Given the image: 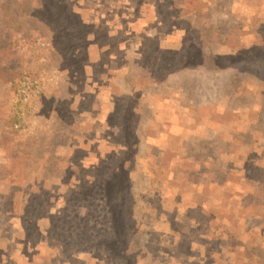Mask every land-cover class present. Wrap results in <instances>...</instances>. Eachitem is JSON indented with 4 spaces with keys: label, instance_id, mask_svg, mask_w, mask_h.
<instances>
[{
    "label": "rangeland",
    "instance_id": "rangeland-1",
    "mask_svg": "<svg viewBox=\"0 0 264 264\" xmlns=\"http://www.w3.org/2000/svg\"><path fill=\"white\" fill-rule=\"evenodd\" d=\"M198 1L201 49L262 42L264 0ZM181 5L0 0V264H131L108 205L122 159L138 264H264V60L138 77L149 42H181Z\"/></svg>",
    "mask_w": 264,
    "mask_h": 264
},
{
    "label": "trees",
    "instance_id": "trees-1",
    "mask_svg": "<svg viewBox=\"0 0 264 264\" xmlns=\"http://www.w3.org/2000/svg\"><path fill=\"white\" fill-rule=\"evenodd\" d=\"M175 2L177 5L182 3L184 6L186 5L188 8H191V10H189L187 14L184 13V17L175 24L184 30L182 40L177 47L171 50L161 48L156 40L149 42L147 44L148 48L144 51L139 61L140 67L138 68V77L150 78L149 84H153L166 81L174 72H180L190 64H198L200 66L208 65L209 69L218 71L227 68V65L236 61L264 60V28L260 30L262 42H251L248 45H238L233 52L213 56L206 50L198 47L192 41L195 37L194 33L198 25L201 23L203 24L207 19L210 21L212 17V14H210L211 12H209L198 0H175ZM183 5L181 6L183 7ZM182 7H178L179 10H182ZM167 13L172 19L174 11L171 9L167 11ZM139 97L136 91L134 96L129 99L127 106L121 114L122 126L125 131L126 139L124 135L122 136L127 146L136 138L135 130L139 124V121L136 119ZM131 183L132 181L129 180L128 165L125 163V160L122 159L120 169L116 172H112L108 177V189L113 191L108 205L113 216L114 226H116V236H124L126 243L124 246L128 248L120 249L122 247L115 242L113 250L120 251L127 256H130L131 253L133 255L131 264H138L136 250L130 245V238L133 237L131 233L133 224L130 203ZM123 232H125V235H122Z\"/></svg>",
    "mask_w": 264,
    "mask_h": 264
},
{
    "label": "built area",
    "instance_id": "built-area-1",
    "mask_svg": "<svg viewBox=\"0 0 264 264\" xmlns=\"http://www.w3.org/2000/svg\"><path fill=\"white\" fill-rule=\"evenodd\" d=\"M34 83L26 76L23 80V83H22V89H21V92L23 94H26L28 93L31 89H33L34 87Z\"/></svg>",
    "mask_w": 264,
    "mask_h": 264
}]
</instances>
